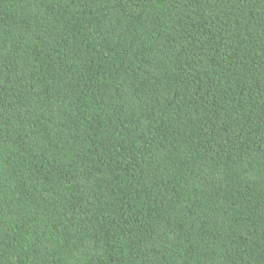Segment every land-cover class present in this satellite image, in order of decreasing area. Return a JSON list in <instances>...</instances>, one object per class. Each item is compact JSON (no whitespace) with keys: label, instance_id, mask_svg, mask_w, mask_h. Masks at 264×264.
<instances>
[{"label":"trees","instance_id":"1","mask_svg":"<svg viewBox=\"0 0 264 264\" xmlns=\"http://www.w3.org/2000/svg\"><path fill=\"white\" fill-rule=\"evenodd\" d=\"M0 264H264V0H0Z\"/></svg>","mask_w":264,"mask_h":264}]
</instances>
